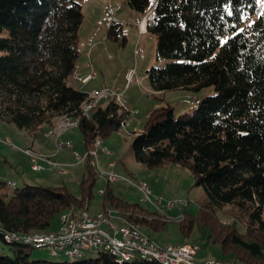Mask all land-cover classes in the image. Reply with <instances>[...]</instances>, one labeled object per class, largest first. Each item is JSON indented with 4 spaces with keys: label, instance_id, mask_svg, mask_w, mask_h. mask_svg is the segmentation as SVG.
<instances>
[{
    "label": "trees",
    "instance_id": "obj_1",
    "mask_svg": "<svg viewBox=\"0 0 264 264\" xmlns=\"http://www.w3.org/2000/svg\"><path fill=\"white\" fill-rule=\"evenodd\" d=\"M82 1L0 0V120L35 136L44 124L80 118L89 151L98 139L121 131L128 111L114 100L98 103L89 117L82 110L90 97L71 83L80 55ZM127 3L144 17L151 12L147 33L156 36L157 57L167 61L147 72L153 96L206 87L217 93L178 117L171 106L153 110L143 132L134 133L136 162L148 170L188 168L205 189L207 202L198 215L185 213L179 222L188 240L196 228L193 245L219 246V261L264 264V0ZM107 39L124 46L123 25L113 23ZM85 165L79 197L65 186L9 189L6 183V189L0 182V264H161L102 250L98 258L78 262L81 257L63 263L33 260L26 248L32 245L6 239L9 233H51L56 216L70 212L79 218L88 211L97 171L89 160ZM103 191V213L116 208L144 236L140 225L165 230L162 213ZM220 213L231 221L225 223Z\"/></svg>",
    "mask_w": 264,
    "mask_h": 264
},
{
    "label": "rangeland",
    "instance_id": "obj_2",
    "mask_svg": "<svg viewBox=\"0 0 264 264\" xmlns=\"http://www.w3.org/2000/svg\"><path fill=\"white\" fill-rule=\"evenodd\" d=\"M110 6H114V7L116 6L120 8L119 13L117 14V19L118 22L123 25V29L126 35V42L124 46L109 41L107 39L109 27H107L103 23V21L106 17V11ZM82 9L84 14V19L79 30L80 55L77 58L76 66L79 64L86 65L85 68L90 70V68L93 67L92 68L93 72L95 71L97 72V74L103 73L104 74L103 79L106 81V79L108 78V82L110 86H112V88H116L117 86L123 87L125 81L124 75L126 73L128 74L130 70L135 69V77L137 76L136 79L139 80L138 82L133 84V86L129 91L126 92L125 96H123V99L120 102H117L118 104L121 105L125 104L124 106L127 107V111H128V119L126 123L127 126H123L121 131L114 132L110 136L101 139L102 141L101 140L96 141L97 147L101 146L102 144L103 152L105 150H108L110 152L109 155H106L105 152H104L105 154H103L100 151L101 149L96 148L97 151L96 157L97 158L99 157V166L97 165V170L100 169V171L103 172H115L118 175V179L120 182L119 187L122 188L123 190L122 192H124L125 195L140 194V191L133 185V183L144 182L150 187V189L152 187L151 189V191L153 190L152 197H150L149 200L143 199L142 201L140 200L141 197L138 196L135 199V203L141 204V206L144 207L146 211L149 213L154 212V210H156L160 214L161 213L163 215L166 214L167 224L164 231L168 235L170 234L172 237L176 236L180 233L179 222L183 220L181 215L186 213L188 216L196 217L199 213L201 204L207 202V195L205 189L202 186L196 185L194 175L188 168H184L179 165H171L172 168L169 167L168 169L170 170H168L167 172L162 170L163 167L155 168L158 170L152 169L151 171L146 169L140 163L136 162L134 158V148H133L134 133H137L138 129L141 130L145 129V125L149 119L148 113L152 112L153 110H156L158 108H163L166 106H171L172 109L174 110L175 117H178L183 113H192L198 108L199 103L203 99L209 96H214L217 93L214 87H206L199 91H192L185 89L171 90L161 94H157L158 98L154 97L153 91L151 90L149 81L146 77L147 72L153 67H157V68L164 67L167 61L157 57V51H156L157 39L154 34L147 33L146 31L145 33L143 32L142 34H139V31H141L140 26L142 27L141 22L144 15L132 10L128 6L127 0H83ZM148 14L144 17V19L148 17ZM101 15H103V17H100ZM150 20L152 19H148V21ZM144 22L146 23V21H143V23ZM92 26L94 30L87 35V33L91 30ZM89 38L94 41V45L96 46L102 45L100 49L95 52L92 60L87 59L85 53V51L89 50V48L86 46V42ZM136 49H139L143 54V56L138 60L135 59V54H134V51ZM76 75L77 74L75 73V76ZM75 76L73 75L71 79L73 82L71 83L76 88L81 89L83 87L82 83L77 84L73 80L75 79V81L78 82ZM111 91L120 92V90H111ZM89 100L92 101V104L85 109H90L94 105L99 106L98 103L109 102L114 99L112 98L96 99V96L90 95ZM88 103L89 102L83 105L82 110ZM87 112L89 111L87 110ZM90 115L91 114H89V116ZM85 116L88 117V114H85ZM71 120L79 121L80 118H76V119H72V118L70 119L67 117L60 118V122L56 126H53L51 128V130L54 129L53 135L56 136L55 144H60V142H63V140L60 139V136L63 130L69 127V125H71L72 123ZM56 121L58 122L59 119H57ZM45 127L47 126L45 125ZM77 133L79 135L78 138L81 144H79V146H76L77 148L78 147L79 148L78 149L75 148V150L73 149V152L75 151L78 154L84 156L88 150H86L84 137L81 130L78 129ZM5 143L9 145L12 144L11 142H5ZM62 149L64 148H61L60 151ZM37 150L43 152L47 151L46 149L42 150L39 148ZM56 150L57 152H59V149ZM66 150H64V152ZM39 154L43 157L48 156L47 154H44L42 152ZM1 160L2 157H0V166L1 164H3ZM71 160L74 161L73 158H71ZM111 163L115 164L116 167L114 168L109 167ZM60 164L65 168V171H68L71 166L65 163H60ZM77 164H81V165L78 168H76L77 170L76 172L73 171L72 175L75 178V182L72 181V179L68 180L70 182L68 183L69 185L66 188L69 190L70 193L79 197L81 192L80 183L81 180L83 179L80 176L83 174L82 171L84 172V170L87 169L86 168L87 166L85 165V163H78L74 161L73 165H77ZM73 170H75V168ZM13 174L12 175L14 176V178H16V180L19 181L18 173L14 172ZM78 175H79V179L76 180V176L78 178ZM168 180L170 182H168ZM107 182L110 184L104 182V178L102 174L99 172L97 174L96 184L93 188L94 196H92L91 198L89 210L88 212L86 211L83 213H87L91 217L101 218L102 220L108 219L114 226L122 227L123 223L119 217L122 218L124 217L120 215L121 214L120 211L116 209H111L112 206H110V208L103 213L102 194L104 193V191L101 192L100 190L101 189L113 190L114 187L117 188L116 185L113 184V182H109L108 180ZM107 185L109 186L107 187ZM24 187H25L24 185L20 184L17 187L15 186L13 189H22ZM114 190H113L114 194H118L116 193L117 191L115 192ZM159 198L163 200V203L162 201H160ZM176 202L182 203L181 206L169 208L170 203H176ZM109 212L113 214V217L111 218L109 217ZM83 213L82 212L78 213L79 218L82 216ZM63 216L68 217L72 215L70 214V212H68L62 214L61 217L60 215L56 216L47 231L51 233H59L62 226ZM220 216L225 223L231 221V218L225 216L223 213H220ZM67 221H72V218H67ZM119 222L121 223V225ZM136 224L140 225L139 223ZM65 227L66 226L64 224V227L62 228L61 232L65 230ZM239 228L241 231H244L241 225H239ZM143 229L145 231L144 232L142 230L144 234L146 232H149L146 226H144ZM34 232L35 231H32L31 233ZM197 236H198V232L196 228H194L193 233L189 238V242L187 241L185 242L187 245H191L195 247L197 249V253L199 250V255L197 257L195 256V260L197 259L201 260L200 259L201 255H206L215 259L220 258L221 250L219 246H210L208 248H203V246L201 245L199 246L193 245L194 239H196ZM26 248L30 251L31 258L33 260H46V261H53L58 263L70 262L71 260L67 255L63 253L62 254L49 253L46 252L45 250H39L37 248L34 249L33 247L28 245L26 246ZM50 254H52L53 256H51ZM99 255L100 254L97 250H90L86 252L85 256L81 257L80 259H76V261L78 262L83 260L96 259L99 257ZM230 263L233 264V262Z\"/></svg>",
    "mask_w": 264,
    "mask_h": 264
},
{
    "label": "crops",
    "instance_id": "obj_3",
    "mask_svg": "<svg viewBox=\"0 0 264 264\" xmlns=\"http://www.w3.org/2000/svg\"><path fill=\"white\" fill-rule=\"evenodd\" d=\"M100 17H103V15H101ZM143 19H144V16H143L142 22H141L142 27L141 26L140 27H141V31L143 30L142 33L143 32L145 33V31L147 32V24H146V27L144 28L143 24H142L144 21ZM93 30L94 29L92 26L91 30L87 33V35L90 34ZM142 33H140V31H139V34H142ZM90 40L91 39L89 38L86 42V46L89 48V50L85 51V53H86V58L92 60L95 52L98 51L102 45L90 46L89 45ZM107 48H108V46H107ZM92 50H93V52H92ZM91 52H92V54H91ZM110 58H113V57H110ZM88 63H89V60H88ZM85 66L86 65H81V64L77 65L76 66V74L77 75L80 74V75L86 77L93 72V70H92L93 67H91L89 70V69L85 68ZM103 77H104L103 73L102 74L98 73L96 76V79L89 80L87 83L82 84L83 87L81 89L83 91L89 93L90 91L95 90V89L112 88V86H110V84L108 82V78L105 81L103 79ZM124 78H125V81H124L123 87L117 86L116 88H112V89L123 90V91H125V94H126V92L131 89L133 84L127 88V73L124 75ZM136 78H137V76H136ZM138 81L139 80L137 79L136 82H138ZM75 82L77 84H81V82H79V83L77 81H75ZM163 96H164V94H163ZM191 99H193V98H191ZM125 108L127 110L126 106H125ZM150 114H151V112L148 113V116H150ZM59 122H60V119L58 122L55 121L54 122L55 125H53V126H56ZM46 126L47 127H45V124L40 126L37 134L35 136H32L27 131L18 129L15 125L8 124V123L0 120V157H2L1 161L3 163L0 166V181H1V183H4V185H5L8 181H12L16 184L15 185L16 187L19 186L20 184L24 185L25 187H27V186H41V185L42 186H54V187H61V186L67 187L69 185L68 183L70 182L68 180L72 179V181L75 182V178L72 174H73V171L74 172L77 171L76 168H78L81 164L73 165L74 161L77 162L75 160V153H77V152H75V151L73 152V149L75 150V148H77L76 146H79V144H81L80 140L78 138L79 135L77 133V130L80 128L79 127H67L63 130V132L60 136V139L64 140V141L71 142L73 147L64 148L61 151L57 152L56 144H55L56 143V136H54V135L49 136L48 135L49 131L51 130V128L53 126H51V125H46ZM142 132H143V130H141V129L137 130V134H140ZM6 138L11 140V143H12L11 145H9L3 141ZM98 140H101V139H98ZM103 145H104V143H103ZM38 148L42 149V150L46 149L47 151L43 152V151L37 150ZM23 149H32L35 153L37 152V154L39 156L36 159V161H33V159L29 155H27L24 151H22ZM66 149H68V150H66ZM97 149H101L100 151L103 154H105L104 153L105 151L104 152L102 151V144ZM64 150H66V151L64 152ZM86 150H87V148H86ZM41 152L44 154H47L48 156L47 157L41 156L39 154ZM87 153H88V151H87ZM97 155H98V153H97ZM106 155H109V154L106 153ZM71 158H73L74 161H72ZM51 160L57 163L56 167H51V165L49 164V161H51ZM32 162L38 163L39 166L42 167L41 170H38V171L34 170L31 166ZM98 162H99V157H98ZM60 163H65V164H68L71 166H70L68 171H65V168ZM114 167H116L115 164H113L112 168H114ZM169 167H171V166L163 167L162 170L167 172L168 170H170V169H168ZM74 168H75V170H73ZM60 169H63L64 172H60ZM155 170H158V169H155ZM14 172L18 173L19 181L16 180V178H14V176H13ZM85 172H86V170H84V172L82 171L83 174L82 175L80 174L81 175L80 177L83 178ZM103 178H104L105 183L110 184L107 182V179L104 176H103ZM77 179H79V175H78V178L76 176V180ZM168 182H170V181L168 180ZM113 184H115L117 187V188L114 187L115 190L113 189L115 192L117 191L116 193H118L115 195L119 196L120 198H122L123 200H125L129 203H135V199L138 196L141 197V193L139 195H137V194L125 195L124 192H122L123 191L122 188L119 187L120 182L119 183L113 182ZM107 186H109V185H107ZM13 188L14 187L9 188V189H13ZM6 189H8L7 186H6ZM151 189H152V187H151ZM101 190H104V189H101ZM140 200H141V198H140ZM111 209H116V208L111 207ZM83 212H86V211H83ZM154 212H156V210H154ZM182 215H184V214H182ZM164 218L165 219L167 218L166 214L164 215ZM120 225H121V223H120ZM140 226H141L142 230L144 231L143 228L146 225H144V226L140 225ZM146 227L148 228L149 232H146L145 235L148 236L153 242H155L159 246H162V247L169 246V245L182 246V245L186 244L185 243L186 241L189 242V240L186 239L184 235H182L181 231L178 235L172 237L170 234L168 235L167 233H165V231H155L154 229L150 228L149 226H146ZM62 228L63 227H61V230H62ZM46 252H48V251H46ZM50 255L53 256L52 254H50ZM198 255H199V250H198V253L196 254V257ZM200 259L201 260L197 259L196 261H198V263H200V262H203V261H206L209 259H215V258L206 256V255H201ZM216 259H218V258H216Z\"/></svg>",
    "mask_w": 264,
    "mask_h": 264
},
{
    "label": "built area",
    "instance_id": "obj_4",
    "mask_svg": "<svg viewBox=\"0 0 264 264\" xmlns=\"http://www.w3.org/2000/svg\"><path fill=\"white\" fill-rule=\"evenodd\" d=\"M119 12V8L116 6H111L106 11V17L103 23L107 27H111L113 23L118 22L117 13ZM153 16L149 15L148 19H152ZM143 31V30H142ZM140 31V33H142ZM89 45L93 46L94 41L91 39L89 41ZM135 59H140L143 54L139 49L134 51ZM97 72H92L88 76L84 77L79 74L78 82L82 84L87 83L89 80L93 79L94 75ZM137 81L135 77V69L130 70L127 74V88L134 84ZM111 90H120V89H95V91H90L88 95H96L97 98H111ZM121 95L125 96V91L120 90ZM96 108L94 105L91 108V111L88 112L92 114L93 110ZM80 123L71 124L69 127H79ZM122 126H127L126 123H123ZM4 142H11L10 139H4ZM72 143L68 141L60 142V148H71ZM96 143L93 148L88 151L84 156L75 153V160L78 163H86L88 160L92 164V166L97 171V174L100 172L102 176H104L109 182H118V175L115 172H103L100 169L97 170V165L99 166L98 158L96 157ZM60 151V150H59ZM105 153L110 154L108 150H105ZM51 167H56L57 163L52 161L49 163ZM32 168L36 171L41 170V166L38 163L32 162ZM113 167V163L109 165ZM60 172H64L63 169H60ZM133 185L140 191L141 200L148 199L152 197V191L150 187L144 182L133 183ZM103 191V190H101ZM160 201L163 200L159 198ZM182 203H170L169 208L181 206ZM67 218H72V226H71V235L70 236H61V230L59 234L55 236V238H48L43 241H34L39 245L40 250L48 251L49 253L61 251V245L63 242H71L74 245V253L69 254V256L75 254H86L87 251L90 250H109V249H117L124 253L125 255H140L142 257L155 258V257H163L168 259L171 264H222L220 262H200L195 260V251L197 250L195 247L191 245H182L179 247L166 246L162 247L153 242L148 236L145 237H136L135 231H125L121 226H110L107 224H101V218L94 219H83V218H73V216H68ZM183 219V216H182ZM64 227V220L62 221V226ZM15 238V237H14ZM136 241H146V248H136Z\"/></svg>",
    "mask_w": 264,
    "mask_h": 264
},
{
    "label": "bare ground",
    "instance_id": "obj_5",
    "mask_svg": "<svg viewBox=\"0 0 264 264\" xmlns=\"http://www.w3.org/2000/svg\"><path fill=\"white\" fill-rule=\"evenodd\" d=\"M119 11H120V8H119ZM149 15H152L151 12L148 14V16ZM144 21L148 22L147 18H145ZM143 27L144 28L146 27V23L145 22L143 23ZM96 76H97V73L94 75L93 78H96ZM75 78L77 80H79V75H76ZM92 91H95V90H92ZM93 96H96V95H93ZM89 97H90V95H89ZM111 98L114 99L116 102H120L123 99V96L121 95V92H119V91H111ZM105 99H108V98H105ZM91 104H92V101H90L84 107L83 110H84L85 114H88L87 110L90 111L91 108L93 107L92 106L90 109H85V108H87ZM77 123H79V121H72L71 124H77ZM53 130L54 129H52L49 132V135H53ZM56 149H59V150L61 149L60 148V144H56ZM23 151L27 155H29L33 159V161H36V159L39 156L32 149H25ZM49 163H51V161H49ZM7 185L9 187H15L16 184L14 182H12V181H8L7 182ZM149 199L150 198L145 199V200H149ZM109 217L110 218L113 217V214L111 212H109ZM80 218H83V219H94V218H97V217H91L87 213H83ZM63 220H64V224H65L66 227H65V230L63 232H61V236H70L71 235L72 221H67V217H65V216H63V218H62V221ZM121 220H122V223H123L122 228L125 231H135L136 230V237H145L142 234V232L140 231V229H139L138 226H136L135 224H133V223H131V222L125 220V219H121ZM101 224H107V225H110V226H114L108 219L107 220L106 219H104V220L101 219ZM57 234H59V233H44V234H38V233H20V234H17V233H9V234H6L5 237H6V239L8 241L21 242V243H25V244H30L33 247H35L37 249H40L39 248V245L37 243H34V241H43V240H46L48 238H55V236ZM185 245H187V244H185ZM172 247H175V246H172ZM136 248H146V241H136ZM102 251L110 252L114 256L121 257V258H123L125 260L130 259L132 256H138L139 258L145 259L147 261H158L161 264H171L168 261V259H165L163 257L148 258V257H142L140 255H125L124 253H121V251H119L117 249H109V250H102ZM196 251H195V254H196ZM58 252L64 253L65 255H67L69 258H72V259L73 258H80V257L84 256V254H75V255L69 256V254L74 253V245L71 244V242H63V245H61V251H58ZM58 252H53V253L56 254ZM207 262H220V261L217 260V259H210ZM222 264H231V263L230 262H223L222 261Z\"/></svg>",
    "mask_w": 264,
    "mask_h": 264
}]
</instances>
